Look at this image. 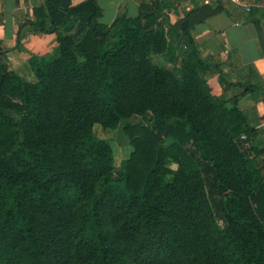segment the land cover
<instances>
[{"label":"trees","instance_id":"16d2710c","mask_svg":"<svg viewBox=\"0 0 264 264\" xmlns=\"http://www.w3.org/2000/svg\"><path fill=\"white\" fill-rule=\"evenodd\" d=\"M161 9L108 26L97 0H44L28 25L57 47L30 56L35 82L0 51V264H264V148L201 78L191 34L221 7L178 22V68ZM96 124L122 126V169Z\"/></svg>","mask_w":264,"mask_h":264},{"label":"crops","instance_id":"0c3cea01","mask_svg":"<svg viewBox=\"0 0 264 264\" xmlns=\"http://www.w3.org/2000/svg\"><path fill=\"white\" fill-rule=\"evenodd\" d=\"M81 1L74 0V3ZM97 2L99 4V0ZM108 2L111 15L100 7L102 23L108 26L123 15L136 16L142 5L159 3L162 9L156 19L174 48L172 59L176 60L177 68L180 58L188 52L178 22L199 6L206 4L215 8L219 5L221 11L218 14L196 24L191 31L198 54L208 65L200 76L219 101L227 107H238L248 125L256 130L253 146L264 148V50L258 38L259 32L264 35V0ZM43 3L44 0H0V51L5 52L9 69L28 82L35 79L28 71L30 55L46 57L57 46L54 35L39 34L28 25L33 20V7ZM256 161L264 176V155Z\"/></svg>","mask_w":264,"mask_h":264},{"label":"rangeland","instance_id":"374dc122","mask_svg":"<svg viewBox=\"0 0 264 264\" xmlns=\"http://www.w3.org/2000/svg\"><path fill=\"white\" fill-rule=\"evenodd\" d=\"M108 1L109 0H99V5L102 9H104L106 11L108 10V15L109 14L111 15V9L109 7L110 5L108 4L109 3ZM100 21L102 22L101 18H100ZM56 47H55L53 53L51 52L49 56H46L48 59L54 58V56L56 54V52H55ZM152 60L156 65L166 66L170 69L172 68V66H170L167 63L168 61L164 56H153ZM28 71L32 76L33 72L31 70L30 65L28 67ZM24 78H26V77L24 76ZM32 78L34 79L35 77H32ZM34 82H35V79H34ZM136 120H137V118H135V117H132L130 119L131 122H135ZM93 134L95 135V137L100 138L102 140H105L111 144L112 149H113V154H114L115 167L118 170L122 169L124 162L128 158L129 153L131 151V146L129 145L128 139L122 131V126L120 125L117 129L112 130V129L104 128L99 124H96L93 127ZM167 143H169V142H166V144ZM171 168L175 169L176 166L171 165Z\"/></svg>","mask_w":264,"mask_h":264},{"label":"built area","instance_id":"2783aa9c","mask_svg":"<svg viewBox=\"0 0 264 264\" xmlns=\"http://www.w3.org/2000/svg\"><path fill=\"white\" fill-rule=\"evenodd\" d=\"M198 1H200V0H198ZM234 1L238 2L239 0H234Z\"/></svg>","mask_w":264,"mask_h":264}]
</instances>
